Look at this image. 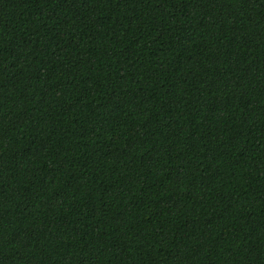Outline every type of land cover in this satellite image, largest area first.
<instances>
[{"label":"trees","instance_id":"trees-1","mask_svg":"<svg viewBox=\"0 0 264 264\" xmlns=\"http://www.w3.org/2000/svg\"><path fill=\"white\" fill-rule=\"evenodd\" d=\"M0 264H264V0H0Z\"/></svg>","mask_w":264,"mask_h":264}]
</instances>
